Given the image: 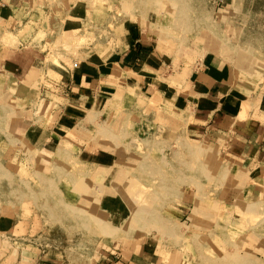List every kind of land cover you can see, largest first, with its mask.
Wrapping results in <instances>:
<instances>
[{
  "label": "rangeland",
  "instance_id": "1",
  "mask_svg": "<svg viewBox=\"0 0 264 264\" xmlns=\"http://www.w3.org/2000/svg\"><path fill=\"white\" fill-rule=\"evenodd\" d=\"M25 2L42 15L44 27L56 26L52 48L62 41L79 59L84 57L82 47L89 48L88 56L97 53L120 25L135 21L170 49L179 46V53L183 45L200 41L203 54L222 51L252 66L264 63V0ZM78 4L90 11L103 7L102 16L92 15L102 28L91 29L88 20L85 34L59 36L67 11ZM30 24L26 33H31ZM21 136L0 131V264H36L44 255L52 264H97V250L104 245L119 248L145 242L154 245V264L163 263L156 260L164 253L167 264H264V196L256 198L253 187V202L241 192L232 204L218 202L211 187L222 181L223 171L208 169L205 148L181 136L177 149H167L156 135L138 133L128 118H109L93 134L77 131L63 139L48 175L49 160L34 157ZM77 139L100 144L118 157L110 188L89 179L92 170L81 165L82 149L72 145ZM101 173L99 169L95 180ZM105 195H117L124 203H107Z\"/></svg>",
  "mask_w": 264,
  "mask_h": 264
},
{
  "label": "crops",
  "instance_id": "2",
  "mask_svg": "<svg viewBox=\"0 0 264 264\" xmlns=\"http://www.w3.org/2000/svg\"><path fill=\"white\" fill-rule=\"evenodd\" d=\"M27 4L0 0V131L22 134L25 149L39 160H49L45 174L52 175V156L63 139L77 131L93 134L105 120L125 117L138 133L156 135L167 149H177L181 136L205 148L208 169L223 171L222 181L211 187L218 202L232 204L239 192L253 202V187L256 198L264 196V63L252 66L222 51L203 54L200 41L183 45L179 53V46L170 49L135 21L120 25L97 53L88 56L89 48L82 47L84 57L79 59L62 41L52 48L56 26L44 27L42 15ZM103 9L70 7L58 35L84 33L88 20L91 29L99 30L102 22L93 16H102ZM28 23L32 34L25 32ZM77 140L72 145L82 149L81 165L92 170L89 179L110 188L118 157L100 144ZM99 169L102 173L95 180ZM103 198L124 203L117 195ZM134 245H104L97 250L96 262L154 264L153 243ZM166 254L156 261L169 263ZM52 263L44 255L36 264Z\"/></svg>",
  "mask_w": 264,
  "mask_h": 264
}]
</instances>
